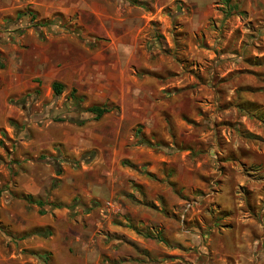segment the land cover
<instances>
[{
	"label": "rangeland",
	"instance_id": "rangeland-1",
	"mask_svg": "<svg viewBox=\"0 0 264 264\" xmlns=\"http://www.w3.org/2000/svg\"><path fill=\"white\" fill-rule=\"evenodd\" d=\"M262 118L264 2L0 0V264H264Z\"/></svg>",
	"mask_w": 264,
	"mask_h": 264
},
{
	"label": "trees",
	"instance_id": "trees-1",
	"mask_svg": "<svg viewBox=\"0 0 264 264\" xmlns=\"http://www.w3.org/2000/svg\"><path fill=\"white\" fill-rule=\"evenodd\" d=\"M54 93L57 95L62 91V84L58 81H54L51 85ZM257 110L263 112V108L260 105H257ZM88 111L92 112L95 119L102 117L105 113L109 111L107 106L92 105L88 108ZM259 115V114H258ZM264 121V119L262 118Z\"/></svg>",
	"mask_w": 264,
	"mask_h": 264
},
{
	"label": "crops",
	"instance_id": "crops-1",
	"mask_svg": "<svg viewBox=\"0 0 264 264\" xmlns=\"http://www.w3.org/2000/svg\"><path fill=\"white\" fill-rule=\"evenodd\" d=\"M257 1V4L260 5L261 2H264V0H256Z\"/></svg>",
	"mask_w": 264,
	"mask_h": 264
}]
</instances>
